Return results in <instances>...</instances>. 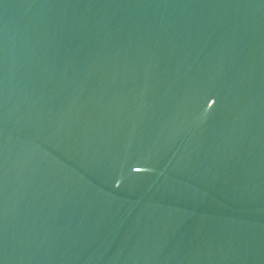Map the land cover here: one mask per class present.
Here are the masks:
<instances>
[{
    "label": "water",
    "instance_id": "95a60500",
    "mask_svg": "<svg viewBox=\"0 0 264 264\" xmlns=\"http://www.w3.org/2000/svg\"><path fill=\"white\" fill-rule=\"evenodd\" d=\"M0 264H264V0H0Z\"/></svg>",
    "mask_w": 264,
    "mask_h": 264
}]
</instances>
